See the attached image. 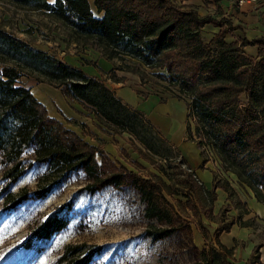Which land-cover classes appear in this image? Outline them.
I'll return each mask as SVG.
<instances>
[{
    "label": "rangeland",
    "instance_id": "1",
    "mask_svg": "<svg viewBox=\"0 0 264 264\" xmlns=\"http://www.w3.org/2000/svg\"><path fill=\"white\" fill-rule=\"evenodd\" d=\"M212 30L201 34L204 43L215 35ZM0 33L34 53L18 52L0 40V68L17 69L16 86L29 89L37 101L46 103L50 117L103 150L108 161L101 162L100 153L96 156L106 175L118 171L126 178L121 186L93 192L81 172L48 179L34 156L24 151L14 162L20 163L22 174L12 182L8 173L13 155L0 153V264H70L86 255H90L89 264H207L215 256H228L221 245L233 250L226 259L230 264H264L263 205L223 170L211 151L201 155L195 142L186 138L187 99L177 95L165 70L148 69L128 59L109 61L93 41H76L51 14L10 0H0ZM232 40L226 36L224 41ZM210 46L212 50L219 47L217 42ZM245 54L252 63L258 60L255 53ZM53 61L80 69L109 89L116 84L127 87L123 93L129 100L136 99L134 92L140 95L137 110L161 135H145L151 150L98 121L46 83L36 67L42 69ZM150 95L169 101L143 99ZM64 99L74 119L60 111L58 104ZM198 152L202 164L194 169L190 162L198 158ZM134 174L158 185L168 222L146 217V204L129 183ZM49 185L47 195L37 198L35 191ZM53 214L66 222L65 228L47 239L34 238V231ZM165 230H171L169 236L157 238Z\"/></svg>",
    "mask_w": 264,
    "mask_h": 264
},
{
    "label": "trees",
    "instance_id": "2",
    "mask_svg": "<svg viewBox=\"0 0 264 264\" xmlns=\"http://www.w3.org/2000/svg\"><path fill=\"white\" fill-rule=\"evenodd\" d=\"M10 1L51 14L70 30L76 41H93L109 61L131 57L148 69L165 70L177 95L187 99L186 138L195 142L201 155L204 150L211 151L223 170L234 175L238 184L250 190L264 207V38L226 43L225 37L238 30L229 19L200 16L192 6L171 0ZM206 25L219 28L209 43L201 37ZM0 40L13 50L24 49L34 54L3 33ZM216 42L219 47L212 50L210 44ZM248 46L257 47L258 60L254 63L244 52ZM36 70L67 101L78 103L98 121L131 135L149 151L145 135L161 137L143 113L123 104L99 79L59 61ZM19 78L17 69L1 66L0 153L12 154L14 163L24 151H29L48 179L81 172L93 192L125 184L124 173L106 175L103 171L101 162L108 161L103 150L50 117L29 89L16 86ZM98 153L101 162L97 161ZM19 165L14 163L8 173L12 182L22 174ZM129 183L145 202L146 217L168 222L158 185L136 174ZM51 188L52 185L42 186L35 191L36 197L44 198ZM65 226L66 222L53 214L33 235L39 240L47 239ZM170 233L171 230L162 231L157 238ZM221 247L228 256H215L207 264H230L226 259L233 255V250ZM90 259L86 255L70 264H89Z\"/></svg>",
    "mask_w": 264,
    "mask_h": 264
},
{
    "label": "crops",
    "instance_id": "3",
    "mask_svg": "<svg viewBox=\"0 0 264 264\" xmlns=\"http://www.w3.org/2000/svg\"><path fill=\"white\" fill-rule=\"evenodd\" d=\"M171 1L177 3L178 5L192 6L200 16L210 15L217 20L221 18L229 19L234 27H238V30L232 32V34L227 35L228 38L229 37L233 38V40L230 42L228 41V43L231 42L239 43V41L242 39H246L247 41H253L264 38V1H260L257 4L245 3L242 6H238L236 4V0H171ZM216 11H219L220 14H217ZM208 28L213 29L212 30L213 34H217L219 32V28L213 27L212 25H206L202 29L201 34L203 35V31H207ZM244 51L250 55H253L255 53L257 56L256 47L248 46L244 49ZM124 89H128V88L124 86H119L117 84L110 86V90H112L115 93L116 97L120 99V101L123 104L129 106L132 109L137 110L138 104L136 103H139L138 98L140 100L141 98L140 95L138 96V94L133 91L136 94V99L134 100V98H130L129 100V98H127V95L123 93ZM148 98H154L155 100H157L158 103H166L167 101H169L167 100L166 102H163L158 97L151 95L143 99H148ZM38 102L41 103L48 112V107L46 106V103L42 100H39ZM58 105L60 111H62L66 116H68V118L74 119L73 117L75 116L74 112L68 107L65 99L59 101ZM54 117L55 116H53L52 118ZM149 122L152 125H154L150 120ZM181 142L185 144L183 141ZM176 147L179 149L177 145ZM197 156L198 158L194 159L193 162L189 161L191 167L194 169H197V167L201 166L202 164V159L200 158L199 152Z\"/></svg>",
    "mask_w": 264,
    "mask_h": 264
},
{
    "label": "built area",
    "instance_id": "4",
    "mask_svg": "<svg viewBox=\"0 0 264 264\" xmlns=\"http://www.w3.org/2000/svg\"><path fill=\"white\" fill-rule=\"evenodd\" d=\"M260 1H264V0H236V4L238 6H242L245 3H250V4H257Z\"/></svg>",
    "mask_w": 264,
    "mask_h": 264
},
{
    "label": "water",
    "instance_id": "5",
    "mask_svg": "<svg viewBox=\"0 0 264 264\" xmlns=\"http://www.w3.org/2000/svg\"><path fill=\"white\" fill-rule=\"evenodd\" d=\"M125 59H128L130 61H134L131 57H126Z\"/></svg>",
    "mask_w": 264,
    "mask_h": 264
}]
</instances>
